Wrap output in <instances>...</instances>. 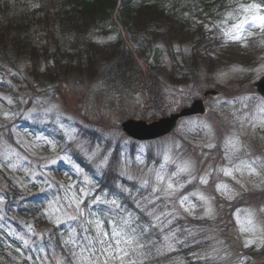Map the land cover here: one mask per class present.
Wrapping results in <instances>:
<instances>
[{"label":"rangeland","instance_id":"374dc122","mask_svg":"<svg viewBox=\"0 0 264 264\" xmlns=\"http://www.w3.org/2000/svg\"><path fill=\"white\" fill-rule=\"evenodd\" d=\"M183 1L188 5L182 4L181 8L199 6L203 9L202 5H197L200 0ZM257 1L260 2L258 5L264 6V0ZM21 2L22 9L28 12L21 11L30 17L38 16L40 19L42 14L56 10L52 1L43 5L39 0L34 5L37 11H30V6H33L31 0ZM252 4L257 3L232 0L224 2L221 7L211 5L192 23L179 24L171 33L168 21H163L162 27L150 33L146 50L142 48L145 57L138 60L143 80L139 91L108 92L77 64L63 70L68 81L62 82L48 73L42 61H33L27 56L17 61L18 76L14 75L17 82L13 83L11 92L19 97L21 108H28L26 117L35 116L38 121L47 118L49 121L50 118L59 120L67 114L74 115L85 130L100 133V138L110 139L113 144L124 142L125 147L130 142L120 128L122 122L129 119L157 121L188 107L206 91L218 92L216 97L207 101L205 115L181 121L172 135L156 145H140L143 150L153 146L157 159H160L158 163L135 169L122 159L133 180L144 182L138 184L135 192L137 207L140 211L151 212L150 216L158 214L155 220L160 221L168 239L176 242L173 246L174 253H178L176 259H184V246L190 254L187 262L191 264L196 261L206 264H264V100L253 89L254 83L264 75V31L259 26L246 25L247 31L241 40H232L225 35L234 24L249 16L243 8ZM25 5L28 8L23 7ZM186 12L188 18L192 17V13ZM210 12L217 13L219 18L212 17ZM261 14H264L263 7ZM34 28L35 23L31 25V31ZM157 30H164V33ZM45 32L42 29L29 41L35 45L47 43ZM89 38L99 43L113 42L117 31L109 27L100 34L93 32ZM131 39H126L127 45L137 55L141 50L139 45L143 44V35L131 36ZM189 62V75H182L185 64ZM0 97L4 96L0 94ZM28 97L34 98L29 100ZM78 103L79 106L76 105ZM8 105L0 104V128L10 121L9 116L16 114L15 108ZM48 107L52 108L50 112ZM14 120L19 119L15 117ZM68 135L60 144L42 134L26 140L27 136L23 135L21 143L31 154L26 158L17 148L10 152L9 145L0 134V191L4 188L16 195L28 194L32 198L36 191H30L32 186L45 188L46 184L38 181L46 177L42 174L45 170L51 181L48 189H53V183H56L57 196H52L50 204L44 207V215L35 222L39 228L44 224L51 226L52 219L68 225L80 208L77 207L80 205L78 193L71 191V181L55 176L52 169L64 163L73 175L78 173L79 166L72 160V155L83 156L81 153L87 156L83 157L90 164L108 165L114 150L111 147L110 153H106L103 146L93 148L86 139L81 140L72 132ZM230 140L238 142L239 151L229 145ZM32 156L34 158L30 160ZM185 161L191 164V168L189 172L181 173L178 166ZM246 165H251L255 172ZM226 169L232 170L231 176L224 174ZM157 173L164 176L165 182L171 179L174 190L165 192L166 183H157ZM80 174V184H85L81 187L84 195L88 185L91 186V179L84 173ZM155 188L161 190L154 191ZM130 193L128 190L127 194ZM52 207L57 211L53 212L55 218L51 219L49 215L52 213H48V209ZM47 219H51L50 222ZM179 221L182 230L177 229ZM131 229L141 231L139 225ZM246 229H254V232ZM249 240L254 243L246 247ZM77 243L69 247L75 264L81 253V247H77L81 246L80 241ZM74 252L76 257L72 255ZM87 256L86 253L85 258Z\"/></svg>","mask_w":264,"mask_h":264},{"label":"trees","instance_id":"16d2710c","mask_svg":"<svg viewBox=\"0 0 264 264\" xmlns=\"http://www.w3.org/2000/svg\"><path fill=\"white\" fill-rule=\"evenodd\" d=\"M117 2L118 0H57L59 8L55 17H52L51 24L57 28V32L62 36L64 42L68 41L65 39L67 34H71L70 37H72L68 43L72 53L76 55L75 57L67 52L59 53L58 49L51 52L52 49L49 45H45L42 50L34 49L29 43V30L31 28L26 25V23L32 22L34 18L24 15L23 11L11 12L7 6L3 11V6H0V54L4 57L29 55L32 58L37 57L39 61L44 59L47 63L54 61L59 70L49 68L50 75H57V73L64 75L63 70H69L74 61H77L80 68L89 72L95 81H101V85L106 86L108 90L115 93L125 90L126 92L140 90L143 84L141 70L133 55L125 47H121L119 54L113 53L110 49L101 48L96 43L86 39L87 34L99 23H102V20L111 21ZM129 5L126 3L122 14L130 11ZM162 19L164 21L169 20L168 17L158 14L154 6L146 5L135 10L134 16H131L130 20L127 19V24L140 27L141 32L147 33L154 24L157 26L163 24ZM46 20L47 16H43L37 22V26H46ZM177 22H167L170 29L169 33L176 30ZM128 27H126L127 30L131 28ZM57 32L47 33L48 39L52 42L53 50V42L57 46L56 41L59 37ZM40 52L43 53V56L40 55ZM99 58L104 60H99ZM146 87L148 88V85Z\"/></svg>","mask_w":264,"mask_h":264},{"label":"snow or ice","instance_id":"6c2138e0","mask_svg":"<svg viewBox=\"0 0 264 264\" xmlns=\"http://www.w3.org/2000/svg\"><path fill=\"white\" fill-rule=\"evenodd\" d=\"M262 6L258 4H252L248 7L243 8V12L248 13L249 16H245L243 20L239 23L234 24L232 29H229L225 32L226 36H229L232 40H241L242 34L247 31L246 25L250 27L259 26V28L264 31V14H261ZM229 145L234 148L235 151H239L237 141L230 140ZM167 159V158H166ZM249 167L252 172H255L254 168H251V165H246ZM179 172L187 173L191 168V164L185 161L182 165L178 166ZM239 171L240 169H236ZM226 176L232 175V170H224ZM156 180L158 184L166 183L165 192L174 190V185L171 179L165 182L164 176L160 173L156 174ZM206 183V181H202ZM147 184V181H145ZM160 188H155L154 191H160ZM203 198V197H202ZM113 203H115L113 201ZM78 207V206H77ZM210 212L211 209H208ZM89 223H92L89 221ZM97 231L94 237H85L90 247L81 246V253L78 256V259L82 261V264H142V260L133 259L135 256H146L143 253L144 244L141 243L138 235L135 234V229L129 228L127 231L121 225H116L113 227L112 233L109 234L104 232L101 228L100 222L96 221ZM131 221L124 220L123 225H130ZM251 223V221H249ZM246 231H253L254 229H246ZM74 242V241H73ZM67 243V242H66ZM254 243L253 240L246 242L245 246H249ZM98 246V247H97ZM87 251V258L84 257L83 253ZM74 257L77 256V253H72ZM58 264H63V261H58Z\"/></svg>","mask_w":264,"mask_h":264},{"label":"water","instance_id":"95a60500","mask_svg":"<svg viewBox=\"0 0 264 264\" xmlns=\"http://www.w3.org/2000/svg\"><path fill=\"white\" fill-rule=\"evenodd\" d=\"M259 88H260L259 91L261 93H264V79L259 84ZM194 111L195 110H194V107H193L190 110L183 111V113H181V115L172 117V119H170V120L161 121L158 124H154V125L148 127L149 130L153 132V133H150V135L146 134L147 132H144L145 130L142 127L141 124L134 123L132 121L127 123V124H125L124 125V129L129 135H131V136H133V137H135L137 139H146V138H148V139L151 138L152 139V138L158 137L160 135H163V134L169 132L174 127L175 122H176V120L178 118H180L182 116H189L192 113H194ZM165 124H169V126L168 127L166 126L165 128H163V126Z\"/></svg>","mask_w":264,"mask_h":264}]
</instances>
